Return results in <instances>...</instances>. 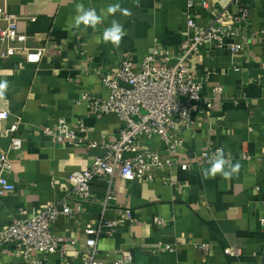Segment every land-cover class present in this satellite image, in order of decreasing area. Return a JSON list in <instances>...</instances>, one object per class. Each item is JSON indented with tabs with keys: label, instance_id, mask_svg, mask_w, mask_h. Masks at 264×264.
I'll return each mask as SVG.
<instances>
[{
	"label": "crops",
	"instance_id": "1",
	"mask_svg": "<svg viewBox=\"0 0 264 264\" xmlns=\"http://www.w3.org/2000/svg\"><path fill=\"white\" fill-rule=\"evenodd\" d=\"M203 1L235 12L246 8V21L233 40L244 49L231 53L207 43L191 59L192 70L204 83L202 94L211 96L215 85H222L224 92L212 109L200 107L194 128L176 133L182 141L177 165L162 174L177 185L117 177L112 183L116 199L105 205L108 183L96 179L92 201L77 217L61 216L52 227L65 243L75 244L65 255L35 254L42 264H85L86 224L112 219L120 223L117 231L102 235L97 245L106 257L104 264L125 249L133 252L129 264H264V0H0L6 13L19 18L27 46L45 48L37 63H28L22 52L0 56V80L9 83L0 99V109L9 113L0 120V153H8L9 177L16 185L1 198L0 230L61 201L70 189L69 175L89 168L104 152L89 143H56L42 127L65 118L76 131L83 124L90 141L116 140L118 117L94 114L83 95L105 98L102 76L116 71L125 58L137 68L155 48L169 52L172 58L166 64L173 66L179 45L188 37V15L208 23ZM78 3L98 13L119 3L132 15H105L95 29H74L70 25ZM112 19L126 30L118 48L102 40ZM4 26L0 19V29ZM16 121L18 130L12 134L9 129ZM13 136L21 138L20 149L11 147ZM147 144L164 151L157 138ZM215 147H223L226 158L240 164L231 179L202 177L201 169L209 165L200 161L201 154ZM127 209L131 219L126 218ZM156 218L163 222L157 224ZM230 246L240 248L241 255L228 256L225 249ZM0 264L27 263L20 251L0 246Z\"/></svg>",
	"mask_w": 264,
	"mask_h": 264
},
{
	"label": "built area",
	"instance_id": "2",
	"mask_svg": "<svg viewBox=\"0 0 264 264\" xmlns=\"http://www.w3.org/2000/svg\"><path fill=\"white\" fill-rule=\"evenodd\" d=\"M202 7L210 17L208 23L200 24L193 15H188V37L179 45L173 57V66L166 64L172 58L169 52L155 48L137 68L131 59L125 58L116 71L103 75L102 82L108 91L105 98L89 93L83 95L82 99L88 102L94 114H114L118 117L121 126L116 140L90 141L84 133L86 129L83 124L76 131L65 118H60L54 126L42 127L44 135L56 143H89L92 148H101L104 152L93 159L89 168L69 175L70 189L61 201L35 211L29 219L15 220L2 228L0 246L20 251L27 264H42L35 258L37 253L65 255L67 247L74 245L75 241L72 240L68 245L63 238L53 233L52 227L61 216L77 217L83 206L92 201L91 188L96 179H104L108 183L105 205L116 199L112 183L117 177L126 181L161 179L171 186L177 185L169 175L162 174L177 165L176 156L182 141L176 139V133L194 128L200 107L212 109L215 99L224 92L222 85H215L212 95L204 96V83L197 79L192 70L191 59L207 43L219 48L226 47L231 53H239L244 49V44L233 40L240 35L241 23L246 21V8L235 12L228 7L212 6L208 1H203ZM0 19L5 22V26L0 29V56L8 58L22 52L28 63L39 62L45 48L27 46L28 36L18 29L19 18L0 7ZM231 40L233 42L229 43ZM8 117V111L0 109V120ZM18 124L19 121H16L11 125L9 131L12 134L18 130ZM155 138L163 144L164 151L147 144V141ZM11 147L20 149L21 138L13 136ZM218 148L221 147L202 152L200 161L207 162ZM188 167V164L182 165V168ZM10 172L8 153H0V209L1 198L16 189L9 177ZM125 215L128 219L132 218L128 209ZM155 222L161 224L163 219L156 218ZM119 224L117 219L86 224L84 233L88 236V252L85 264L106 262V257L100 255L98 240L102 235H113ZM200 247L208 249L206 244ZM225 253L234 257L242 252L240 248L230 246L225 249ZM132 260L133 252L125 249L111 264H129Z\"/></svg>",
	"mask_w": 264,
	"mask_h": 264
},
{
	"label": "clouds",
	"instance_id": "3",
	"mask_svg": "<svg viewBox=\"0 0 264 264\" xmlns=\"http://www.w3.org/2000/svg\"><path fill=\"white\" fill-rule=\"evenodd\" d=\"M76 15L73 18V23L70 27L80 29L81 25L86 28H96L97 25L103 23L105 15L115 17L117 13L123 16H131L132 13L127 8H122L119 3L110 4L106 10L101 9L100 13L95 8H86L83 3H78L75 6ZM126 35V30L123 24L118 19H112L110 25L106 27L102 34L104 43H110L113 47H119L123 37ZM9 87L7 80H0V99L5 96ZM208 167L201 169V174L204 179L215 178L217 175L223 179H231L235 174H238L240 164L233 163L231 159L226 158L223 147L218 148L207 161Z\"/></svg>",
	"mask_w": 264,
	"mask_h": 264
}]
</instances>
